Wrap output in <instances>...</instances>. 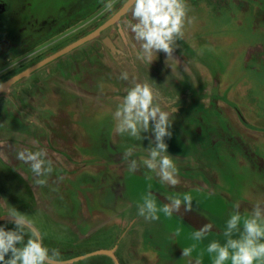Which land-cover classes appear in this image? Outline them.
I'll list each match as a JSON object with an SVG mask.
<instances>
[{
    "label": "rangeland",
    "instance_id": "374dc122",
    "mask_svg": "<svg viewBox=\"0 0 264 264\" xmlns=\"http://www.w3.org/2000/svg\"><path fill=\"white\" fill-rule=\"evenodd\" d=\"M73 1L29 0V3H34L41 13L50 14L55 18L61 8ZM126 1L114 0L113 8L106 10L104 4L107 0H104L95 8L79 14L52 39L37 45L21 57L19 61L21 73L27 70H23L25 66L34 62L38 64L45 59H51L52 65L35 75L40 79L36 83L37 86H30L27 76L15 87L8 86L5 89V92L11 93L18 92L19 89L31 91L35 89L34 93L37 96L32 94L37 98L35 106L26 101H21L20 104L30 106L33 110L36 108L37 112L31 115L25 111L27 113L24 114L17 105H14V108L9 104L0 111V218L6 216L13 208L26 214L43 236L45 246L49 249H58L63 261L116 247L123 259L125 258L123 262L117 253L120 264H188V258H182L173 237L168 236L169 233L165 231L166 227L162 226L163 222L160 219L146 221L142 217V222L133 225L130 232L126 230V223L133 211L128 209L126 201L131 202L132 207H137V202H143L151 179L156 178L160 181L156 173L145 166L140 167L137 173H131L127 170V162L115 166L113 160L106 155H101L98 159L103 153L101 148L97 150L98 152L95 148L91 150L92 144H95V137H98L99 117L109 112L108 105L112 107L114 106L112 103L118 105L125 95L126 84L122 83L123 80L117 81L119 75L102 73L96 76L93 65L88 62L84 67L81 65L79 67L86 71L84 85L81 86L77 81L78 67L70 58L76 59L81 48L97 46L98 42L95 39L79 46L80 48L77 47L78 49L65 52L69 45L93 32L104 19H109V16L117 12ZM187 4L190 9L188 15L193 18V23L186 26L183 40L189 42L199 53L197 58L199 76L203 81L206 79L205 84L211 86L210 91L221 94L222 79L228 77L230 67L234 68L232 73L238 74V80L235 82L240 86V96L248 103V108H253L256 117L253 124L259 130H250L242 123L239 127L248 136V143H255L259 148H263L264 0H187ZM130 19L131 11L127 13V17L124 15L117 25H121L128 32L127 23ZM59 52L56 58L55 54ZM116 58L117 60H114L116 63L122 62V58ZM183 66L182 63L181 67ZM12 68L13 62L6 64V71ZM46 92L52 95V102L43 101ZM83 94L86 96L83 97ZM109 100L112 101L111 104ZM2 104L5 106L6 100H0V105ZM14 109L18 115L10 116L9 112ZM65 109L68 112L74 111L70 113L69 120L64 119ZM50 113L52 117L48 115ZM66 114L69 116V113ZM231 114L234 116V113ZM114 138L117 139V136ZM83 144L88 146L89 152L79 147ZM23 148L33 151L41 148L47 150L48 158L53 161V172L47 177L48 182L45 186L36 185L30 166L16 159V152ZM125 150L126 148L122 152ZM135 152L142 155L139 158L141 162L142 158H147L145 150ZM178 170L180 171L179 167ZM82 174V181L85 182L83 186H79L78 183L81 182H78V178ZM104 175H106L104 179L109 181L124 175L125 196L119 200L114 199V194L111 193L112 182L100 186V189L97 187L98 184L87 183L93 182L95 176L101 178ZM135 175H138L139 179H135L137 178ZM229 176L228 174L227 177ZM98 180L100 181L99 178ZM232 180L238 185V178ZM262 187L264 188V184ZM28 190L33 191L35 199ZM94 190L99 191L91 193ZM205 193L206 191L202 189L191 191L189 195L192 197L193 206L203 208L206 201ZM209 198L207 196V199ZM156 204L158 208L163 207L157 201ZM137 211H134L132 219L139 217ZM200 211L218 223L226 224L229 218V214L220 209L213 214L204 209ZM159 213L162 220L163 218L169 220L165 222L170 223L169 227L173 228L175 223L176 229L171 230L175 233L179 231L176 239L183 248L194 246L193 260L199 257L202 264H212L211 256L206 251L207 246L212 241L225 243L224 236L208 235L203 240L196 241L193 239L195 231L183 221L173 215ZM141 223H144V226H141ZM0 226H6V229L15 227L11 222H1ZM154 235L158 237V241L156 238L152 239ZM27 238L28 236H25V240ZM105 262L115 264L112 257L104 254L64 264H106ZM226 264H230V261Z\"/></svg>",
    "mask_w": 264,
    "mask_h": 264
},
{
    "label": "flooded vegetation",
    "instance_id": "af4514ba",
    "mask_svg": "<svg viewBox=\"0 0 264 264\" xmlns=\"http://www.w3.org/2000/svg\"><path fill=\"white\" fill-rule=\"evenodd\" d=\"M103 1L104 0H74L66 7L61 8L55 18H52L50 14L38 11L37 7L34 6V3H29V0H0V85H3L21 73L22 67L19 61L22 56L37 47V45L43 44L52 39L63 28L67 27V25L79 14L82 15L84 11L95 8ZM115 13H112L109 18ZM107 19H104L93 30L95 31L98 29L107 21ZM128 30V32L125 31L121 25L117 24L110 26L95 38L98 42L97 46L79 49L80 52L78 53L77 58H70V61H73V64L78 67L77 81L81 86L85 83L86 71L79 67H84L87 62L88 64L93 65L96 76H99L102 73L105 75L110 74L120 76L121 71L126 69L138 79L149 80L150 83H153V87L157 90L158 100L165 109H176L171 118L173 121L171 129L173 135L170 139L166 137L165 142L168 144V153L170 155L178 161L188 162L187 165H177L180 169L178 173L184 177L183 181H181V184L178 183L173 187L166 183H161V181L154 178L151 180V188H148L147 192H165L173 197L182 199L184 194H189L190 192L186 184H192L194 182L193 175L190 173L197 172L201 175L202 179L210 183L217 179H223V176H227L228 174L234 176L235 174L233 169H231V166L234 164L233 159L235 153L242 155L245 153L247 155L246 159H249V163L251 165H253L252 163L255 164L253 156L250 153L243 151L244 146L242 142L232 130L228 120L225 118L219 107L220 102L227 101L226 95L224 96L212 92V90L210 91L209 87L211 86L205 84L206 79L203 81L199 76L196 66L193 63L194 55H196L195 48L193 49V46L189 42L182 39L181 42H178L179 47L174 52L177 61L170 62L171 67L165 64L166 56L162 52L157 54L156 59L151 64L143 63L138 59H135V52L139 46L134 40V34L131 33L130 29ZM106 40L112 43L114 46L113 50L105 44ZM114 57L122 58V62L116 63L114 60H117V58L115 59ZM9 62H13V68L6 71V64ZM182 63L184 64L183 67H181ZM205 63L207 62L205 61ZM34 65H36L35 62L29 64V66H25L23 70L29 69ZM49 65H52V63H47L42 68L34 71L28 76L27 80L30 83V86H37L36 83L39 82L40 79L36 78L35 75L43 69L46 70ZM16 69L17 72H15ZM185 69H187V71H185ZM20 81L21 79L13 83L10 87H15ZM117 81L121 82L122 80L117 78ZM122 83L126 84V88L130 86L127 81ZM118 85L122 84L118 83ZM34 90L19 89L18 92L15 91L11 93L5 92V89H3L0 92V100H6L7 104H5V106L4 104L0 105V111L5 107L7 108V105L9 104L11 107L17 105L23 110L24 114L27 113L25 111H28L31 115L36 114V108L33 110L30 106L27 107V105L22 106L20 104L21 101H26L32 106H35L37 99L35 96L37 95H35L36 93H34ZM85 96L86 95L83 94V97ZM43 101L45 103L52 102V95L49 93L47 94L46 92L45 100ZM109 102L110 104L112 103L111 100H109ZM216 102H218V104ZM112 104H114L113 107L108 105L109 112L104 113L103 123L99 122L97 128L99 140L98 149L101 148L103 152L102 155H106L110 160H113L115 166H120L125 163V161H122V150L124 149L113 144L110 139L115 123L113 120V113L117 107L115 103ZM232 107L235 109L243 125L250 128L240 110L235 106ZM93 108L95 110V107ZM45 109L46 111L48 110L47 108ZM9 113L11 114L10 116L18 115V112L15 111V109ZM66 113H69V116ZM48 115L52 117L51 113ZM70 117V112L65 109L64 119L69 120L68 118ZM71 120L74 121L73 118ZM77 128H79V126L76 127V130ZM142 136L147 137V133H142ZM128 145L135 146L140 152H143V149L148 148L149 140L147 138L142 140L130 138V140H128ZM98 149L95 148V151L98 152ZM193 154H197L198 157L191 158V155ZM141 156L142 155L139 153L134 152L133 156L129 159H136L140 162V167H144L139 160ZM207 165H217L219 167L217 173L213 174L209 171L206 167ZM82 176L83 174L78 178V182H81V184L78 183L79 186H83L82 184L85 182L82 181ZM135 176L137 177L135 179H139L138 175ZM104 177H106V175L101 178L98 176L100 179L99 181L95 176V179L92 180L93 182L87 183L98 184L97 187L100 189V186H104L107 182H112L113 191L111 193L114 194V199L119 200L121 197L125 196L124 185L126 179L124 178V175L118 176V178L111 179L110 181L104 179ZM28 191L30 192L31 197L35 199L36 197L34 196L33 191ZM98 191L99 190H94L91 193ZM76 194L77 193H75V195ZM126 205L129 210H133L130 214L129 221L126 223V230L130 232L133 225L142 222L143 219L142 217L132 219L134 211H137L138 209L137 207H132V203L129 201H126ZM6 217L7 216H3L2 218ZM131 220H133V222H131ZM220 225L226 227V224L224 223H221ZM156 228L155 231H157ZM154 236V238H157L156 235ZM107 251L113 252L114 257L111 255L107 256L112 257L115 264L119 261L117 253L121 257V260L123 262L125 261V258L123 259V256L116 247ZM105 263L109 264L107 262Z\"/></svg>",
    "mask_w": 264,
    "mask_h": 264
},
{
    "label": "clouds",
    "instance_id": "9594fccd",
    "mask_svg": "<svg viewBox=\"0 0 264 264\" xmlns=\"http://www.w3.org/2000/svg\"><path fill=\"white\" fill-rule=\"evenodd\" d=\"M113 4L114 0H107L104 8L111 10ZM189 10L187 0H133L127 27L139 46L135 59L151 64L162 52L166 56L165 64L171 67L170 62L177 61L174 56L179 47L177 42L183 39L186 26L193 23ZM118 78L129 82L130 86L124 90L125 95L113 113L116 133L137 140L149 139V146L144 149L148 155L142 160L143 165L155 172L161 183L175 187L179 183V170L168 153L165 138L170 139L173 135L171 118L176 109L167 110L160 104L157 90L149 80H140L126 69ZM149 132L151 137L142 136V133ZM135 151V146H129L122 155V161L127 162L131 173L140 168V162L129 159ZM16 159L30 166L36 185L47 184V177L53 172V161L48 158L46 149L23 148L16 152ZM182 206L185 212L192 210L190 195L184 194L182 199L173 197L158 208L153 193L149 191L143 202L137 204V215L146 221H155L160 218L159 212L172 216ZM240 207V203H235L226 221L222 233L225 243L212 241L207 246L212 264H226L228 261L230 264H264V201L253 204L247 216L240 212ZM6 216L15 227L6 230V226H0V264H63L60 251L45 246L43 236L26 214L13 208ZM210 230L211 225H203L193 233V239L203 240ZM176 234L179 235V231ZM25 236H28L27 240ZM193 251L194 246L182 248V258H188V264H202L201 258L192 259Z\"/></svg>",
    "mask_w": 264,
    "mask_h": 264
},
{
    "label": "crops",
    "instance_id": "0c3cea01",
    "mask_svg": "<svg viewBox=\"0 0 264 264\" xmlns=\"http://www.w3.org/2000/svg\"><path fill=\"white\" fill-rule=\"evenodd\" d=\"M199 39H202V38H199ZM195 40H197V38ZM194 43H195V41H194ZM205 44H207V43L205 42ZM195 51H196V49H195ZM197 58H199V53L196 51V55H194V58H193V63L196 66L197 72L199 73L200 69H198V67H197ZM233 69H234L233 67H230V69H229L230 73H229L228 77L224 78V80L222 79V83L220 85V91H221L222 95H224V96L226 95L227 101L226 102H220L219 105H221L222 108L221 107L220 108L222 109V112H223L225 118L228 120L232 130L236 133L237 137L242 142V144L244 146L243 151L248 152L253 156L255 164L252 163L253 165H251L249 163V159L248 160L246 159L247 155L245 153L243 155L239 154V153L238 154L235 153L234 159H233L234 164H232V166H231V169H233V172L235 174L234 176H232L231 174L229 177L223 176V179H217L216 181L210 183V182L202 179L201 175H199L197 172L196 173H190L193 175V181L194 182L192 184L187 183L186 186H188V189L190 191L189 194L194 189H199V190L202 189V190L206 191V193H205L206 201H205L203 208L195 206L199 210L204 209L205 211L213 214L214 212H216V210L220 209L222 211H226L225 213L230 214L232 212L234 204L240 203L241 204L240 212L244 216H247V215H249L251 207L253 204H255L257 201H264V188L262 187V185L264 184V147L259 148V146L255 143H251V142L248 143V141H249L248 136L239 127V125H241L240 123H242V122H241L239 116L237 115L235 109L232 106H235L236 108H238V110H240V109L242 110L241 112L243 114V118L245 119V121L249 125L250 130H254V131L259 130V129L255 128L254 124H253V122L255 121V118H256L255 114H254V110H252L253 108L252 107L248 108L247 107L248 103H246V101L242 98V96H240L241 95V92L239 90L240 86H239L238 82H235L236 80H238V74H236V73L233 74L232 73ZM242 107L244 109H246L247 111L242 109ZM67 108L70 109V106L67 105ZM76 110H77V108L75 107V111ZM69 112L72 113L74 111L69 110ZM231 112L234 113V116H233V114H231ZM102 119H104V116L99 117L100 122H102ZM77 130H78V128H77ZM115 136H117V139L114 138ZM151 136H152L151 132L147 133V137H151ZM130 138H132V137L128 136L127 134H124V135L117 134L115 131V123H114V129L112 130L111 137H110L113 144H115L116 146H119V148H122V149L126 148L127 149L129 147L128 140H130ZM94 142H95V144H92L91 150L94 148H96V149L99 148L98 147V144H99L98 137H95ZM81 143H83V142L81 141ZM79 147L81 149L87 150L89 152L88 146H86L85 144H83ZM136 150H139V149L136 148ZM101 155L102 154L99 155L98 159L101 157ZM240 156H241V158H240ZM197 157H198L197 154L191 155V158H197ZM142 160H143V158H142ZM174 160H175V163L177 165H187L188 164V162H186V161H178L175 158H174ZM206 167L213 174H216L218 169H219V167L217 165H207ZM178 178H179V183L181 184V181H183L184 177L178 173ZM236 178L239 179V181L237 183L238 185L234 184V181L232 180V179H236ZM207 196H209L210 198L207 199ZM138 203H140V202H138ZM138 203H136V205ZM225 213H222V214H225ZM158 215L160 217L159 218L160 221L163 222V225L162 224L161 225L163 227H166L165 231H167V233H169L168 236L173 237L174 243H175L179 253L182 254V248L183 247L178 243V241L176 239L177 235L173 231L176 229L177 226L174 223L173 228L169 227L170 223H165V222H168L169 220L164 219V218L162 220L160 213H158ZM210 218L213 220L212 217H210ZM213 221L217 224L218 227H220L222 230H225V227L220 225L221 223L219 224L216 220H213ZM141 226H144V223H141ZM241 227H242V225H241ZM141 228H143V227H141ZM171 229H173V230H171ZM152 239H155V238H152ZM163 239H164V242H166V239L165 238H163ZM155 240L158 241L159 240L158 237Z\"/></svg>",
    "mask_w": 264,
    "mask_h": 264
},
{
    "label": "water",
    "instance_id": "95a60500",
    "mask_svg": "<svg viewBox=\"0 0 264 264\" xmlns=\"http://www.w3.org/2000/svg\"><path fill=\"white\" fill-rule=\"evenodd\" d=\"M132 2H133V0H127L124 3V5L112 17H110L104 24H102L95 31L89 33L88 35L80 38L76 42L69 45L66 48L67 50L65 52L72 51L75 48H77V47H79V46H81V45H83L89 41H92L93 39L97 38L103 30L109 28L110 26H112L114 24H117L119 22V20L131 10ZM105 44L109 48H111L112 50L114 49V46L112 45V43L110 41L106 40ZM59 54H60V52L55 54L56 58L59 56ZM50 61H52V60L51 59H45L44 61L34 65L33 67L27 69L25 72L20 73L17 76H15L14 78L10 79L8 82L4 83L3 85H0V89H2V90L6 89L8 86H11L16 81H19L20 79L29 76L34 71L42 68L44 65H46ZM2 90H0V92ZM152 193H153V197L158 202H160L163 206L165 203H168L171 198H173V196H171L165 192L152 191ZM173 216H175L176 218L183 221L187 226H189L194 231L199 230L203 225H206V224L211 225V230L207 232L206 236H208V235L223 236L222 233L224 230H222L220 227H218L217 224L209 216H207L204 212L197 209L195 206H192V210L188 211V212H185L183 209V206H182L181 210L178 213H174ZM3 221H9V218L8 217L0 218V222H3ZM101 254L113 256L112 251L100 250V251H96V252L75 258V259L63 261V264L74 262L76 260L88 258V257L95 256V255H101ZM117 264H119V263L117 262Z\"/></svg>",
    "mask_w": 264,
    "mask_h": 264
}]
</instances>
